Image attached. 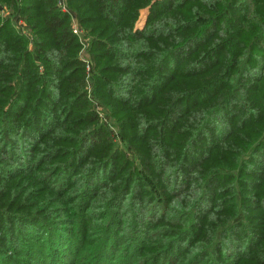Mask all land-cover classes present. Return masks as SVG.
Instances as JSON below:
<instances>
[{"label":"trees","instance_id":"obj_1","mask_svg":"<svg viewBox=\"0 0 264 264\" xmlns=\"http://www.w3.org/2000/svg\"><path fill=\"white\" fill-rule=\"evenodd\" d=\"M57 1L0 0V264H264V0Z\"/></svg>","mask_w":264,"mask_h":264},{"label":"built area","instance_id":"obj_2","mask_svg":"<svg viewBox=\"0 0 264 264\" xmlns=\"http://www.w3.org/2000/svg\"><path fill=\"white\" fill-rule=\"evenodd\" d=\"M57 5L61 9V11H66L63 0H58ZM71 22H72V29H71L72 34L77 38L78 43H80L82 45L81 48H85L86 47V42L84 39L85 35H84L83 31L77 26L76 20L73 16H71ZM16 27L22 33H24L23 24L21 22L17 21ZM87 69H88V66L86 65V70Z\"/></svg>","mask_w":264,"mask_h":264},{"label":"rangeland","instance_id":"obj_3","mask_svg":"<svg viewBox=\"0 0 264 264\" xmlns=\"http://www.w3.org/2000/svg\"><path fill=\"white\" fill-rule=\"evenodd\" d=\"M7 14V11L5 12ZM5 14L0 13V16H4ZM16 25V24H15ZM140 23L138 22V24H136V27H139ZM18 29V28H17ZM85 35V34H84ZM84 39H86V36H84ZM78 57L82 60L88 61L89 60V54L85 48H79V51L77 53ZM87 65V64H86ZM86 65H85V69H86ZM88 66V65H87ZM89 71V68L86 70V72ZM85 88L87 89V91L90 90V83H87V85L85 86Z\"/></svg>","mask_w":264,"mask_h":264}]
</instances>
